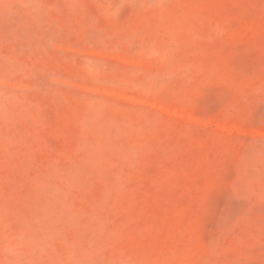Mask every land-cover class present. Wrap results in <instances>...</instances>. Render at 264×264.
<instances>
[{
    "label": "rangeland",
    "instance_id": "rangeland-1",
    "mask_svg": "<svg viewBox=\"0 0 264 264\" xmlns=\"http://www.w3.org/2000/svg\"><path fill=\"white\" fill-rule=\"evenodd\" d=\"M0 264H264V0H0Z\"/></svg>",
    "mask_w": 264,
    "mask_h": 264
}]
</instances>
